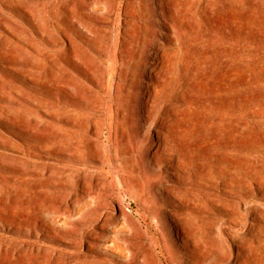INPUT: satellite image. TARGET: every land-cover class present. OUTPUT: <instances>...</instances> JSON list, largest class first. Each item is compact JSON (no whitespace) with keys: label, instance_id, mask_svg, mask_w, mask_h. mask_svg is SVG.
<instances>
[{"label":"rangeland","instance_id":"obj_1","mask_svg":"<svg viewBox=\"0 0 264 264\" xmlns=\"http://www.w3.org/2000/svg\"><path fill=\"white\" fill-rule=\"evenodd\" d=\"M178 1L193 30L166 49L155 161L113 128L134 2L0 0V264H264V0Z\"/></svg>","mask_w":264,"mask_h":264},{"label":"bare ground","instance_id":"obj_2","mask_svg":"<svg viewBox=\"0 0 264 264\" xmlns=\"http://www.w3.org/2000/svg\"><path fill=\"white\" fill-rule=\"evenodd\" d=\"M132 1L136 5V10L132 13L134 17L132 23L136 25V31L128 34L129 39L124 36L125 41L119 42L116 47L114 45V49L112 48L113 103L116 104L115 112L113 110V128L121 131V140L125 146L123 152L126 156L132 155L138 146L144 149L145 156L159 161L156 158L158 153L163 157L167 154L171 157L174 155L172 145L167 143L161 132L167 115L173 113L171 108L163 112L160 110L163 102L162 90L166 81L164 73L167 64L166 49L171 48L169 44L176 42L182 30L192 31L193 27L186 22V9L178 0H152L148 5L143 1L140 4L137 0ZM76 4L73 1L69 3L66 8L68 16L77 10ZM255 5L256 3L252 1L251 6L255 7ZM159 24L162 25L160 28ZM106 45L109 47L108 44ZM242 59L241 75L244 73L247 78L246 90L251 92L254 101L257 91V54L254 50L244 51ZM235 77L237 73L223 71L216 82L215 90L219 88V91H225L228 87L226 80ZM236 106L241 107L240 100ZM140 118L154 128L155 143L150 140L144 144V138L140 133L143 122L136 123ZM134 123L136 126H133ZM231 149L235 150V147Z\"/></svg>","mask_w":264,"mask_h":264}]
</instances>
